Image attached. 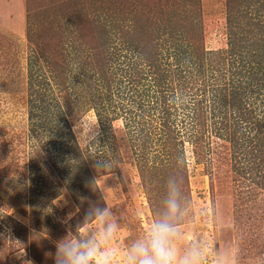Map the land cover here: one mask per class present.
<instances>
[{
    "label": "rangeland",
    "instance_id": "1",
    "mask_svg": "<svg viewBox=\"0 0 264 264\" xmlns=\"http://www.w3.org/2000/svg\"><path fill=\"white\" fill-rule=\"evenodd\" d=\"M256 2L0 0V264H24L25 260L53 264L48 253L55 252L56 242L84 214L62 184L61 171L48 159L57 146L82 157L76 161L81 162L79 179L87 192L82 207L104 197L119 219L121 229L114 246L123 249L147 230L168 177L177 175L192 208L181 243L195 233L215 240L221 249L229 248L238 264H264V180L242 159L248 142L243 138L255 133L248 128L249 121L261 114L259 100L253 102L249 96L250 89L261 85L253 79L256 62L251 54L262 53L264 43H248L241 60L229 46L230 35H241L237 19L244 27L256 12ZM73 29L102 47L96 53L92 50L93 59L85 62L87 73L79 79L81 83L75 82L68 55L63 59L73 41L67 34ZM179 31L190 37L189 50L206 57L200 73L192 70L201 79L191 82L190 88L179 83L190 79L192 71L176 80L181 67L175 65L173 42L179 41L175 40ZM260 53L258 59L263 58ZM55 59L68 64V74L62 75L57 66L55 77L42 79L53 96L46 101L62 115L54 118L38 109L33 118L38 124L49 119L61 123L64 132L57 141L50 136L54 132L36 128L29 117L30 107L39 104L33 89L41 86L29 72L36 68L46 73ZM236 79L247 93L240 106L232 97L226 102L212 100L211 92L200 88L209 81L214 89L238 92L243 88H236ZM162 97L171 112L167 125L175 132L162 123ZM221 106L229 115L226 128L220 112L206 113L203 124L191 119L197 109L207 112ZM252 106L256 114L247 111ZM236 121L241 128L233 132ZM36 151L45 155L39 179L31 168ZM144 153L147 159L142 161ZM98 157L112 161L113 173L98 176L94 169ZM238 162L247 170L237 171ZM44 175L56 181L53 194L38 183ZM45 182L50 184L46 178Z\"/></svg>",
    "mask_w": 264,
    "mask_h": 264
},
{
    "label": "trees",
    "instance_id": "2",
    "mask_svg": "<svg viewBox=\"0 0 264 264\" xmlns=\"http://www.w3.org/2000/svg\"><path fill=\"white\" fill-rule=\"evenodd\" d=\"M229 2H230V0H229ZM254 7H256V9H255L256 12L255 13L253 12V17L249 21H246V23H244V27L240 26L243 21H241L239 18L236 21V23H237L236 25L240 24L238 28H239V30H241V32H240L241 35H238V34L230 35L229 46H230L231 54L237 53V55H239L240 60L248 50V49L244 48V47H246V45H248V43H249V46L252 45L253 43H260V42L264 43V0H257L256 5ZM254 7H252V8H254ZM250 14H252V13H250ZM171 31H172L171 35L173 37L174 31H173V29H171ZM78 32H79V30L73 29L70 31L69 35L67 34L68 39L70 37L73 41L79 40V44L76 45V44H73V41L72 42L69 41L70 45H68L69 48H67L66 56L63 59L67 58V55H68V57L71 61L72 67L75 68V72L72 73L73 77L76 78L75 82L81 83L80 80L82 78V75L84 76L87 73V71H86L87 65L85 62L89 63L91 61V59H93L92 50L94 51V53H96V49L99 52V51H102V47L99 43H97L99 45H96L95 43L92 42V40L88 41L87 39H85L84 37L81 36L82 34L80 35ZM233 36H234V38H233ZM242 36H243V38H242ZM76 37H78V39ZM176 38L179 41L173 42L175 45V51H174L175 52L174 53L175 54L174 55L175 56L174 57L175 58V65L176 66L180 65V67H181L180 68L181 72L177 73L178 79H176V80H180L182 78L183 74H186V73H188L194 69H196V71L198 73H200V71H199L200 67L204 66V61L206 59L205 53L202 55V52L198 51L195 55L194 50H189V48L192 45L190 42H192V41H190V37H188V35L186 33L179 31V33H177L175 35V40H176ZM236 42H237V44H236ZM239 42H241V43L238 45ZM236 46H237V48H235ZM100 47H101V50H100ZM72 49L74 50V52L71 54ZM261 51H262V53H260V52L256 53L254 51V54H251V58L253 59L252 61L256 62L255 64L258 65V67H254L255 64L253 65V69H252V71H253L252 75H254L253 79L259 80L261 82L260 83L261 85L259 88L250 89L251 93L249 95L252 98L253 102H255V101L257 102L259 100L260 108H258V111H260L261 114L256 119H251L249 121V123L251 125H249L248 128L249 129L254 128L255 133H253L252 135H250V133H247V135H245L247 138H243V140L247 139L248 142L244 143V146H245L244 151H243V149H241V150L244 152V157L242 159L246 162L247 165L251 164L249 169H254V171H256L257 174H260V176L264 180V170L262 171V173L260 172V170L262 168H264V50L262 49ZM259 53L261 54V57H263V58L258 59L256 54H259ZM249 58H250V56H249ZM249 58L247 60H249ZM250 61L251 60H249L248 62H250ZM65 64L68 66L67 63H65ZM65 64H63V61H60V60L58 61L55 59L51 63L52 66L49 65L50 67H47L48 70L46 69V73L42 72L41 74L39 73V71L36 72L37 69L33 67L34 65L30 64V67L34 68V69H33V71L29 72L30 75L34 74V77L39 78V85H41L40 87L33 89V94H35L34 96L39 98V104L36 106L33 105L30 107V111H29L30 121L33 123L32 125H35L36 128H42L43 130H46L48 132L49 131L54 132L55 135H50V136L55 138L56 141L58 139H60L59 138L60 135H62L63 134L62 132H64L63 126L61 125V123H58L57 121L54 122V121H52V119L51 120L49 119V121L39 122V124H38L34 120V118H36L34 116H37V110L38 109L41 112V114L47 115V113H49V114L51 113V117H54V118L60 117L62 115V112L60 111V109L52 110L50 103H48V101H46L47 99L48 100L51 99V97H53V96L51 94V90H50V87H49L47 81H43L42 78L46 79V78H51L52 76L55 77L57 75V73H56V71H57L56 67L57 66L60 69L58 72H60L62 75L64 74L66 77V75L68 74V70L66 69L67 66L65 67ZM101 66H100V69H101ZM31 68H30V70H32ZM100 69H99V67H97L98 71ZM157 70H159V68H157ZM166 72H167V70H166ZM69 73H71V72H69ZM238 73H240V72L238 71ZM92 74L94 75V73H92ZM93 75L90 76V78H94ZM159 75H160V79H162V80L166 79V76L164 73H160ZM195 76H196V74H194L192 71L190 74V79H188V80L184 79L183 83H179V82L178 83L183 84V85L190 84V86H189V88H190L191 86H193V85H191V82H197V80L201 79V77H199V76L195 77ZM191 78L193 80H191ZM236 83H237L236 88H237V86H240L241 88H243V90H239L237 92V90L235 89V91L230 92L225 87H220V86L217 87L216 89H214V86H212V83H209V81L205 82V85H203V86L200 85V88L204 92L210 91L211 92L210 96L212 97V100L213 99H215V100L220 99V100H223V102H226L228 98L232 97L233 98L232 102L235 103L236 105L239 104V106H240L242 97L247 96V93L244 94L246 88L244 89L243 85H241L239 80L236 79ZM242 83L249 85L251 82L247 81L244 83V81H242ZM190 94L194 95V93H190ZM175 96L176 95H173V99L175 98ZM192 98H193V96H192ZM163 100H164V98L162 97V99L160 100L159 103L163 104ZM30 101L33 102L34 100L32 101V98H31ZM186 104L188 105L189 103H186ZM38 107H40V108H38ZM222 107L223 106H221L219 109L212 108V109H209V111L205 112V111H203V109H202L203 106H202L200 111H199V109H197L195 111L196 115L193 116L191 119L195 120L196 122H199V123L202 122V124H203L204 119L206 117L205 116L206 113L210 112L211 114L218 115V112H220L223 115V117H221V118L224 119V121H225L224 128H226V126L229 125L226 121V118L227 117L229 118V115L227 114V110L222 109ZM168 108H169V106L163 104L162 112L165 115V119L162 121V123H164V127H167L169 132H171L174 128L167 125L168 119L170 118V115H171V112L168 111ZM254 110H256V108H254L253 106L247 108V111L253 112ZM253 113L256 114L257 112L254 111ZM240 114L243 118H246V117H244L243 113H240ZM188 116H192V115L191 114L186 115V117H188ZM185 119L186 118H182V120H185ZM34 122H35V124H34ZM240 128H241V125H239V123L236 121L235 125H234L233 132H237V130H239ZM69 130H70V128H69ZM175 131L176 130H173V132H175ZM69 133L72 135L71 131H69ZM61 142H62L63 146H65V142L64 141H61ZM62 144L60 146H62ZM173 148L176 149L175 144H174ZM167 149H169V148H167ZM46 150H48L47 147H46ZM36 153L38 154L37 151H36ZM47 156H48V159L51 160L52 164L57 166V168H59V170L61 171L62 175L61 174L60 175L62 178V184L65 183L68 186V188L70 189V195H72L74 197L75 202L81 206L80 209L85 211L86 208L82 207V204H83L82 201L85 202L84 200L87 199L85 197L87 195V192L86 193L84 192L83 184H82V182H80V179H79V170H81V166H80L81 162L76 163V161L78 159H82L79 152L75 153L74 150L72 152V150H68V149H65L63 147L58 148V146H57L53 149V151L51 153L49 152ZM250 158H251V161H250ZM43 159H45V155H42L39 152V154L35 158H33V161L31 164L32 172H34L36 174V178H38V179L41 176V170H42V164L41 163H42ZM74 159H75V161L73 162ZM142 159H143L142 161H145L147 159L145 153L143 154ZM240 160L241 159H239V161ZM234 163H235L234 164V167H235V165H237V163L236 162H234ZM141 165L144 166L145 165L144 162ZM238 165H239L238 166L239 168L237 167L238 168L237 171H240L241 173L244 170H247L246 168H248V167L243 166L244 164L242 162H241V164H239V162H238ZM39 174H40V176H39ZM42 174H43V172H42ZM45 176L46 175H44V178L41 179L40 181H38V183L40 182L41 187L43 186L44 188H46V186H47L46 191L53 194V192H55L56 185H54V184L56 181L50 178L52 176H50V177H49V175H47V177H45ZM45 178L50 181V184H47L45 182ZM10 187H12V186H10ZM12 188H10V189H12ZM12 190H10V191H12ZM9 194L11 195L12 193H9ZM13 196L17 197L15 195H13ZM11 198H12V196H11ZM13 199H15V198H13ZM35 202H36L35 206L38 205V207H36V208H39L40 207V205H39L40 199L36 200ZM88 202L89 201H87L86 205H88Z\"/></svg>",
    "mask_w": 264,
    "mask_h": 264
},
{
    "label": "clouds",
    "instance_id": "3",
    "mask_svg": "<svg viewBox=\"0 0 264 264\" xmlns=\"http://www.w3.org/2000/svg\"><path fill=\"white\" fill-rule=\"evenodd\" d=\"M94 169L98 176L113 173L112 161L98 157ZM191 215L182 178L170 175L149 227L125 248L113 244L121 224L102 197L88 202L80 221L48 255L53 264H238L237 255L227 247L219 248L213 239L194 233L191 240L181 243L185 221ZM24 264L33 262L25 260Z\"/></svg>",
    "mask_w": 264,
    "mask_h": 264
}]
</instances>
